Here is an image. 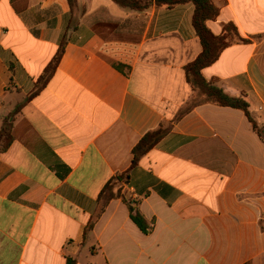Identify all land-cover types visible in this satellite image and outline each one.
Returning <instances> with one entry per match:
<instances>
[{
  "label": "crops",
  "instance_id": "0c3cea01",
  "mask_svg": "<svg viewBox=\"0 0 264 264\" xmlns=\"http://www.w3.org/2000/svg\"><path fill=\"white\" fill-rule=\"evenodd\" d=\"M214 1L208 28L238 38L202 75L252 121L188 82L202 52L191 3L0 0V131L10 121L14 138L0 153V264H264V0Z\"/></svg>",
  "mask_w": 264,
  "mask_h": 264
},
{
  "label": "trees",
  "instance_id": "16d2710c",
  "mask_svg": "<svg viewBox=\"0 0 264 264\" xmlns=\"http://www.w3.org/2000/svg\"><path fill=\"white\" fill-rule=\"evenodd\" d=\"M71 7H74L76 0H68ZM121 7L129 8L135 11H146L151 6L173 8L177 5L191 3L194 6L192 15V27L194 32L198 36L201 45L202 52L199 56L186 65L185 72L188 82L192 87L204 97V102H210L220 106H228L243 110L250 118L249 104L243 97L230 96L224 92L219 86L217 80L206 81L202 75V70L211 66L217 61L222 51L230 46L238 38V32L234 25L227 24L223 27V31L220 35L214 34L207 26V22L217 19L220 14L219 7L214 0H112ZM66 39L63 38L56 55L52 62L44 70L40 78L38 79L37 86L35 87L29 98L33 97L39 91H41L47 84L48 80L52 76L56 69V66L63 54ZM252 121V120H251ZM254 124V122H253ZM257 129L256 125L254 126ZM163 129H157L155 131L148 132L133 148V160L132 166L136 165L141 156L146 154L151 148H153L164 135ZM14 138L12 135V122L6 121L0 131V153L6 151L12 144ZM127 174H119L107 184L105 191L108 190L114 181H122L126 178ZM116 196L111 195V198ZM110 198V199H111ZM130 217L133 222L140 228V230L148 234L150 227L145 222L141 214L129 205ZM92 223L89 225L91 228ZM66 264H76V261L69 257L66 259Z\"/></svg>",
  "mask_w": 264,
  "mask_h": 264
}]
</instances>
